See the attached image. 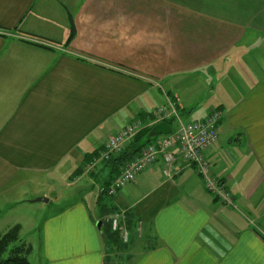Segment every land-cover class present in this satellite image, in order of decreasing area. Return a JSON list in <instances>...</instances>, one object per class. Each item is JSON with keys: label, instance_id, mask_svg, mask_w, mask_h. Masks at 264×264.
Returning a JSON list of instances; mask_svg holds the SVG:
<instances>
[{"label": "crops", "instance_id": "crops-1", "mask_svg": "<svg viewBox=\"0 0 264 264\" xmlns=\"http://www.w3.org/2000/svg\"><path fill=\"white\" fill-rule=\"evenodd\" d=\"M202 83L220 100L193 121L221 115L205 155L233 207L180 156L113 197L106 163L84 172L167 99L191 117ZM56 182L81 201L50 212ZM35 220L46 264H264V0H0V236Z\"/></svg>", "mask_w": 264, "mask_h": 264}, {"label": "built area", "instance_id": "built-area-1", "mask_svg": "<svg viewBox=\"0 0 264 264\" xmlns=\"http://www.w3.org/2000/svg\"><path fill=\"white\" fill-rule=\"evenodd\" d=\"M150 117L153 121L152 127L161 123H171L175 125V129L170 128V134L163 136L158 144L146 145L124 163L117 177L106 188L107 195L116 196L124 187L134 183L141 174L150 170L159 159L164 163V175L171 177L170 168L180 156L202 178L208 193L219 199L223 205L233 207V199L226 184L213 175L212 165L205 155L218 142L220 113L212 110L204 120L186 122L179 114L175 102L167 99V104L154 109ZM144 129L138 120L109 137L104 150L84 167V172L93 173L100 162L106 163L124 153L125 147ZM123 218V214L114 213L104 222L110 225L113 232L120 233L121 241L127 244L130 233L120 227Z\"/></svg>", "mask_w": 264, "mask_h": 264}, {"label": "rangeland", "instance_id": "rangeland-1", "mask_svg": "<svg viewBox=\"0 0 264 264\" xmlns=\"http://www.w3.org/2000/svg\"><path fill=\"white\" fill-rule=\"evenodd\" d=\"M198 90L193 94L196 95L192 98L190 101L192 105H195L194 109H192L191 117L185 116L184 121L190 122L194 119H198L200 117H203L206 112L213 106L216 107L215 102L218 98L216 93L209 92L206 90L204 83L200 84L199 87H197ZM190 99V98H189ZM218 100H220L218 98ZM215 101V102H214ZM176 104V103H175ZM177 109L178 106L176 105ZM212 107V108H213ZM214 110V109H213ZM179 111V110H178ZM217 111V110H216ZM180 114V112H179ZM181 115V114H180ZM153 121L150 118V123L143 125V128L150 129L152 127ZM160 138L162 136H156V138ZM223 140V139H222ZM103 163L100 162L98 166L102 165ZM77 187L66 189L65 187L60 184V182H56L54 187L51 188L56 195L50 194L48 198H45V200L49 201L51 200V204L49 205L50 212H53L54 208H69L73 206L75 203L80 202L83 198L80 197V193L76 190ZM75 192H78L75 194ZM87 194H84L91 198L92 201H90V198H87V203L91 206V203L95 200L93 199L95 194V191L90 189L89 191H86ZM59 196V198H57ZM56 198V199H55ZM35 201V200H34ZM33 202V200H32ZM106 202H108V199H106ZM41 205V204H40ZM93 208V206H91ZM110 217V216H108ZM107 217V218H108ZM38 225V229L35 231H31L29 229V224L25 226L23 229L24 231H21L20 233V242L16 243L14 246L25 245L29 249L28 259L32 264H46V253H45V237H44V231L39 230L40 228V222L38 223V220H35V226ZM21 230V229H20ZM3 231H0V233ZM110 264H113V258L110 257L107 259Z\"/></svg>", "mask_w": 264, "mask_h": 264}, {"label": "trees", "instance_id": "trees-1", "mask_svg": "<svg viewBox=\"0 0 264 264\" xmlns=\"http://www.w3.org/2000/svg\"><path fill=\"white\" fill-rule=\"evenodd\" d=\"M76 36V29L71 20V30L70 36L67 41L69 45ZM171 124V123H168ZM154 129H144L141 131L130 143L132 148H136L134 152H139L143 147L151 144L153 139L156 137L154 135ZM129 151L122 153L121 155L114 157L110 161L106 162L105 168H109V176L113 177L115 174H119L121 167L130 160L134 153L129 154ZM132 156V157H131ZM115 176V178L117 177ZM114 178V179H115ZM106 187L103 188V191ZM20 227L16 226L11 230L7 231L0 236V264H32L28 259L29 249L25 245L14 246L16 243L20 242Z\"/></svg>", "mask_w": 264, "mask_h": 264}, {"label": "water", "instance_id": "water-1", "mask_svg": "<svg viewBox=\"0 0 264 264\" xmlns=\"http://www.w3.org/2000/svg\"><path fill=\"white\" fill-rule=\"evenodd\" d=\"M154 134L159 136H165L170 134V126L167 123H161L159 125H157L154 129ZM41 199H38L36 202H41ZM45 202H48L47 200H45ZM98 227H100V223L98 224ZM104 264H108V262H105Z\"/></svg>", "mask_w": 264, "mask_h": 264}]
</instances>
